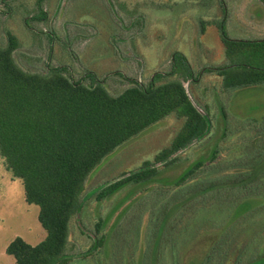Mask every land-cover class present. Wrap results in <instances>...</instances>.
<instances>
[{
  "label": "trees",
  "instance_id": "obj_1",
  "mask_svg": "<svg viewBox=\"0 0 264 264\" xmlns=\"http://www.w3.org/2000/svg\"><path fill=\"white\" fill-rule=\"evenodd\" d=\"M46 1H36L33 19H47ZM224 24L219 30L227 62L208 72L227 93L264 87V38L232 39ZM19 48L18 37L6 31V44L0 45V157L22 181L26 202L39 207L47 235L36 246L15 238L7 248L15 264H71L93 256L103 264L108 247L110 264H183L190 248L210 232L215 240L197 264H264V117L240 121L221 103V144L207 160L170 180L163 175L213 129L209 106L201 110L184 85L199 79L184 54H173L169 73L156 72L147 84L136 81L112 95L91 70L79 79L64 65L48 66L44 73L24 70L14 56ZM171 116L182 122L171 143L94 194L98 203L127 189L156 198L138 207L137 223L127 214L130 207L114 219L116 209L95 220L89 233L82 214L90 175L117 149ZM144 214L151 227L140 249L138 222ZM74 220L92 241L76 257L69 254Z\"/></svg>",
  "mask_w": 264,
  "mask_h": 264
},
{
  "label": "rangeland",
  "instance_id": "obj_2",
  "mask_svg": "<svg viewBox=\"0 0 264 264\" xmlns=\"http://www.w3.org/2000/svg\"><path fill=\"white\" fill-rule=\"evenodd\" d=\"M36 1L0 0V45L6 44V31L13 32L20 41L14 56L26 71L44 73L48 66L64 65L79 79L91 70L105 80L112 95H119L133 82L147 84L156 72L169 73L174 53L187 57L199 79L184 85L201 110L209 106L213 129L203 141L183 152L180 164L163 177L176 179L193 162L207 160L211 150L221 144L224 132L221 103L227 104L240 121L264 117V87L227 93L222 90L220 78L208 72L227 62L219 30L221 22H225L232 39L264 38V0H48L42 6L47 13L45 21L33 19L38 14ZM181 125L174 116L160 121L117 149L93 171L83 196L88 205L82 221L89 233H94L95 220L100 216L107 218L116 209L114 219L130 207L127 214L136 222L140 215L138 207L149 203L152 196L145 198L138 191L131 195L132 189H127L98 203L94 194L105 182L152 161L171 143ZM38 216L39 207L26 202L22 181L12 177L0 157V264H15L7 253L15 238L31 246L46 238ZM148 217L144 214V219L138 222L140 249L151 227ZM130 235V244L134 246L135 237ZM70 240L69 254L75 257L92 243L87 235L81 234L76 220ZM214 240L212 232L202 235L185 254L183 264H197ZM111 257L108 247L103 264H110ZM100 259L80 258L71 264H98Z\"/></svg>",
  "mask_w": 264,
  "mask_h": 264
}]
</instances>
